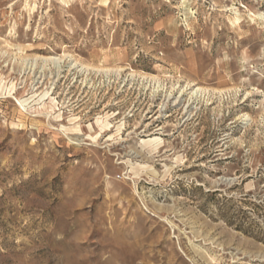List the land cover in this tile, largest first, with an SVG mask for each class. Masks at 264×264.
Listing matches in <instances>:
<instances>
[{"label": "rangeland", "instance_id": "rangeland-1", "mask_svg": "<svg viewBox=\"0 0 264 264\" xmlns=\"http://www.w3.org/2000/svg\"><path fill=\"white\" fill-rule=\"evenodd\" d=\"M0 264H264V0H0Z\"/></svg>", "mask_w": 264, "mask_h": 264}, {"label": "bare ground", "instance_id": "bare-ground-1", "mask_svg": "<svg viewBox=\"0 0 264 264\" xmlns=\"http://www.w3.org/2000/svg\"><path fill=\"white\" fill-rule=\"evenodd\" d=\"M48 61H52L53 63H55V65H58L61 62V60L59 58H49ZM198 91L199 90L197 89V90L193 91L192 94H196Z\"/></svg>", "mask_w": 264, "mask_h": 264}]
</instances>
